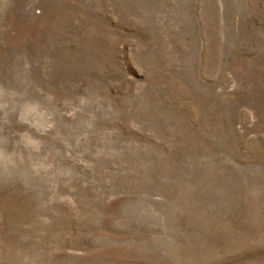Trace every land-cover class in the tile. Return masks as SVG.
<instances>
[{"label": "rangeland", "instance_id": "rangeland-1", "mask_svg": "<svg viewBox=\"0 0 264 264\" xmlns=\"http://www.w3.org/2000/svg\"><path fill=\"white\" fill-rule=\"evenodd\" d=\"M0 264H264V0H0Z\"/></svg>", "mask_w": 264, "mask_h": 264}]
</instances>
